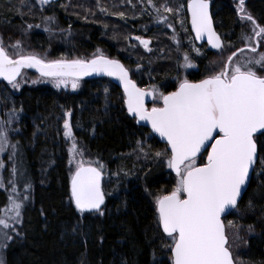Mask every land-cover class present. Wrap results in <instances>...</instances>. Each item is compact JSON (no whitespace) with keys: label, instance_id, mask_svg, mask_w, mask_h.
<instances>
[{"label":"trees","instance_id":"16d2710c","mask_svg":"<svg viewBox=\"0 0 264 264\" xmlns=\"http://www.w3.org/2000/svg\"><path fill=\"white\" fill-rule=\"evenodd\" d=\"M65 1L45 5L54 12L55 18L50 31H45L46 26L37 28L34 24L41 22L46 12L18 15L17 8L22 0H13L11 4H6L9 0H0V29L2 33L9 31L13 34L16 33L14 30L23 28L29 46L39 52L48 50L50 58L85 55L98 48L105 52V56L120 59L126 68L132 61L130 52L118 46L117 38L126 34L130 36V33L148 36L163 53L161 57L147 58L152 67V81L129 71L130 75L142 88L154 83L165 94L175 90L176 83L171 79L178 56L175 46L167 36L144 33L135 26L136 21L144 16L139 8L146 5L144 0L133 8L134 14H130V0H72V13L66 6L56 8ZM178 2L184 5L188 24L187 0ZM210 3L214 26L222 43L245 50L241 36L248 32L247 25L244 27L232 0H212ZM246 7L257 23L264 26V0H250ZM120 13H124L123 18ZM130 21L135 30H130ZM27 24L33 27L25 32ZM115 28L121 34L114 32ZM196 45L204 50L206 58L193 57L198 70L187 74L191 81L205 77L206 63L212 54L204 42ZM166 56L169 59L163 60ZM82 81L83 85L77 92L36 85L25 87L17 94L4 93L8 94L7 102L12 109H22L17 112L18 120L13 122L20 131L15 142L19 141L23 168L32 185L30 199L22 210V224L18 226L21 235H16L4 249V264H120L122 257L135 260L136 264L166 262L167 255L160 247L154 223L153 197L161 190H171L175 174L151 155L145 158L137 150L136 142L142 141L145 151L150 153L164 150L166 145L128 116L123 105V93L109 77L96 76ZM0 85H5V81L0 80ZM0 103L5 111H10L3 98ZM67 109L73 113L70 123L77 141L86 146L90 157L99 159L106 166L102 181L104 190L109 192L118 188L106 198L103 217L85 214L84 236L71 232L79 214L68 201L69 158L62 133L63 112ZM204 157L205 153L200 158L201 163ZM10 166L6 162L5 174L11 171ZM118 170L135 172L142 177L147 173V177L143 181L135 176L125 178L122 171L119 177L113 175ZM256 183L253 178L240 199V211H232L223 218L224 223L234 221L235 224L253 226L254 232L247 238L242 255L247 264H264V196L252 195ZM23 184V180L18 181L19 188ZM250 195L254 207L248 210L246 205ZM7 197V191L0 189V208L6 204ZM154 236L157 238L153 239ZM100 237H103L102 241ZM133 241L138 245L135 252L131 247Z\"/></svg>","mask_w":264,"mask_h":264},{"label":"snow or ice","instance_id":"6c2138e0","mask_svg":"<svg viewBox=\"0 0 264 264\" xmlns=\"http://www.w3.org/2000/svg\"><path fill=\"white\" fill-rule=\"evenodd\" d=\"M39 3L45 5L50 0H39ZM244 3L245 0H239L238 12L242 20L251 23L252 28L251 35L242 34L241 39L247 51L255 55L244 56V49H239L241 58L234 60L237 52H232L218 71L195 82L178 77L175 90L167 94L155 85L149 89L138 87L130 78V70L119 60L103 55L100 49L90 59L61 57L48 60L36 53H25L20 41L10 45L13 49L10 53L0 39V79L12 89H20L18 78H23V69H35L40 78L57 89L70 85L72 90H76L83 77L93 74L113 77L123 89V105L128 116L137 124L144 122L149 125L151 132L166 142L164 150L154 153L145 151L142 141L136 142L137 150L145 158L151 155L175 173V184L171 190H161L153 197L157 236L167 255V261L161 260L158 264H236L227 233L228 228L236 225L234 221H228L226 226L223 216L240 211L239 201L253 178L257 183L252 195L264 196V74H261L264 72V52H258L259 47H264L260 43L264 41V26L245 12ZM148 4L155 7L153 0H148ZM183 8V4L175 9L167 3L161 4L155 9L158 22L168 24V16L164 13L178 16ZM187 12L191 31L195 33L189 43L192 39L207 37L211 48L220 50L223 44L213 27L210 0H187ZM119 15L123 18L124 13ZM43 19L45 23L55 21L53 16ZM179 23L183 27L182 19ZM27 27L31 29L33 25ZM44 30L50 31L48 27ZM135 39L148 48L149 41L140 37ZM191 51L201 55L195 46ZM183 61L181 67H196L187 52ZM38 81L39 78L32 83ZM149 96L154 100L151 108L146 106V97ZM18 111L22 109L13 108L7 113V120H0V154L7 153L8 160L12 161L7 182L11 186L8 203L0 209V248L7 247L14 238L13 233L21 235L15 225L22 224V210L30 199L32 187L23 168L19 141L11 142L9 138L10 132H19L18 128L12 127L18 120ZM72 115L71 109L63 112V136L71 142L68 147V201L79 214L71 232L84 236L85 214L103 217L106 198L118 188L109 192L104 190L102 181L106 166L99 159H85L87 148L73 134ZM92 132L95 133L94 127ZM205 152L207 155L201 163L200 158ZM4 168L5 163L0 160V169ZM121 171L125 178L135 176L143 181L147 177V173L142 177L123 170L113 175L119 177ZM20 180L24 182V192H17ZM5 187L3 179H0V188ZM145 191H148L147 187ZM252 195L246 205L248 210L254 207ZM41 215H44L43 209ZM252 230L253 226L249 225L248 231ZM100 239L102 241L103 237ZM131 247L134 252L138 249L134 241ZM152 255L155 259V251ZM120 264L136 262L122 257Z\"/></svg>","mask_w":264,"mask_h":264},{"label":"rangeland","instance_id":"374dc122","mask_svg":"<svg viewBox=\"0 0 264 264\" xmlns=\"http://www.w3.org/2000/svg\"><path fill=\"white\" fill-rule=\"evenodd\" d=\"M12 1L9 0V3H6V4H11ZM22 1H23V3L20 5L19 8H17V14L18 15H30V14H33L35 12L40 11V12H43V14L45 12L47 13V15L44 17H47V16H53L54 17V14H53L54 12H51L52 10L49 9L48 6L38 5L36 3L37 0H22ZM137 1L139 3L134 1V0H130V14H134L133 8L135 9V6H139V4L141 5L143 0H137ZM210 1H212V0H210ZM248 1H250V0H245L244 9H245V12L247 14H250L252 16V14L249 12V10L246 7V3ZM4 2H5V0H4ZM232 2H233V6L235 7L238 15L241 18V14L238 12L239 0H232ZM72 3H73L72 0H67V1H65V3L60 2L56 6V8L57 7L62 8V7L66 6V7H68V12L72 13V12H74V10L72 8ZM144 3H146V5H143V8L139 6L140 11H142L144 16H143L142 20L136 21L137 23L135 24V26L137 28L141 29L144 33L154 32V33H157V35H159L160 37L167 36L169 38L170 42L175 46L176 52H178V56H177L176 61H175L174 74H173L171 79H172V81H174L176 83V86H177V83H178L177 78L178 77L180 79H183V78L188 79L187 74L190 71L198 70V63L193 59V57H199V56L203 57L204 56V50L197 47L194 39H192L191 43H189L190 38H193V36H192V34L189 30V26L186 22L184 9L179 13L178 16L168 15L167 13H164V15L168 16V24L158 22L157 13H156L155 9L159 8V6L161 4H164V3H167L168 6L174 8V9L178 8L181 5V3L178 2V0H153L155 7L149 6L148 0H144ZM79 5L80 4H78L77 6H79ZM43 18H42L41 22L35 23L34 25H40V26L42 25V26H46V27L50 28L51 24H53L54 22L45 23ZM181 19L184 21L183 27L179 23V20H181ZM132 21H135V20L133 19ZM242 21L244 22V27L247 25L248 32L246 34L251 35V28H252L251 23L249 21H246V20H242ZM169 24L172 25V27H169L168 26ZM27 26H28V24L25 26V28H26L25 32L28 29ZM187 26H188V28H187ZM130 27H131L130 30H135L133 23L131 21H130ZM185 29H187V31H185ZM14 32H16V33L9 34V31H6V33H2V30L0 29V39L3 40L5 47L7 48V50L10 53L13 51V49L10 47V45L15 44L17 41H20V47L23 49V51L25 53H36L37 55H39L45 59H48V60L61 58V57L50 58L48 56V50L39 52V51H36L33 48H31L29 46V44L27 43V39H26V36L24 35L23 28H20L18 30H14ZM114 32L121 34V31H119L116 28L114 29ZM135 37H140L141 39L149 41L148 48L146 49L142 44H140V41L135 39ZM173 37H175V38L173 39ZM115 38H116V36H115ZM117 41H118L117 43H119L118 44L119 47H121L125 51L130 52V59L132 61L130 62V64L127 65L130 72L137 77H139L140 75H143L151 82L152 81L151 80L152 67H151L150 61L147 58L148 57H154L155 55H159L161 57L163 55L162 51L158 50L157 46L154 44L153 39L148 37V36L130 33V36H128L126 34L124 37L123 36L118 37ZM242 42L244 43L243 46L246 48L245 42L244 41H242ZM260 43L264 44V41H261ZM205 45H206V48L209 49L207 43H205ZM193 46L200 49L201 55H196L195 52L191 51ZM129 48H130V50H129ZM97 49L94 52H88V54H85V55L74 54L73 56H70L68 58L67 57H63V58H66V59H76V58L88 59V58H91L93 56V54L97 53ZM239 49H240V47L233 46L230 43H227V44H223V47L220 50L212 51V54L210 55V57L206 63V69H207L206 75L211 74L214 71H218L219 67L224 62H227V58L229 55L232 54V52L237 51V53H238L237 57H235L234 60L241 58V54L238 52ZM134 50H137V51L133 52ZM100 51L103 55H106L105 52H103L101 49H100ZM185 52L189 53L190 58H191L192 62L196 65V67L185 68V67L180 66L184 63L183 55ZM258 52H264V47H259ZM243 55L244 56H253L255 54L248 52L247 48H246L244 50ZM204 58H206V56H204ZM167 59H169L168 56L163 58V60H167ZM213 62H215V63H213ZM137 64L140 65L139 69H137ZM22 72H23V78L22 79L18 78V80H20V84H21V87L19 90L12 89V87L10 85H8L7 82H5V85H0V90H1L0 101L3 98L5 103L8 104V102H7L8 98H9L8 94H10V95L11 94H17L21 89H23L25 87H32V86H36V85H45V86H50L53 89H56L58 91L77 92L81 89V87L83 85V81L80 80V87L76 90H72L70 85L67 88L62 86L61 88L57 89V88L53 87L52 83L46 82L44 80V78H40L39 75L36 73H32V72H30L28 70H24V69L22 70ZM261 74H264V72H262ZM38 78H39V81L37 83L33 84L32 81L38 80ZM152 85H155L161 91L159 86L154 84V83H150L148 86L146 85L143 88L149 89L150 86H152ZM4 93H8V94H4ZM3 94H4V97H3ZM155 103H158V101H155ZM153 104H154V100L151 103L150 107H152ZM8 109H10V110L12 109V107L9 104H8ZM7 113L8 112L5 111L2 104L0 103V120H7L8 119ZM14 125L15 124L13 123L12 127H14ZM14 128H16V127H14ZM62 133H63V122H62ZM19 135H20V131L19 132H10L9 138H10L11 142H15V138L19 137ZM65 141H66V139H65ZM66 143H67V153H68V147L70 146L71 142L66 141ZM4 157H5V159H4ZM68 158H69V154H68ZM2 159H4L5 165H6V162H9L11 164L10 169H12V161L8 160L7 153L0 154V160H2ZM85 159H93V158L90 157L86 153ZM4 169H0V179H3L6 187L0 188V189H5L7 191V195H8L11 186L8 185L7 182L11 176V171L8 172L7 174H5ZM16 187H17V192H24V184L22 185L21 188H19L18 183H17ZM7 203H8V200H7L6 204ZM4 206L1 207L0 209H3ZM227 224H228V222L225 223L226 226H227ZM19 225H15L17 231H18ZM235 225H236V227L227 229L229 244H230V247H231V250L233 253V257L236 261V264H247L245 262V260H243L242 255H243L245 247H246L247 238L249 237L250 234H252L254 232V228L251 232H249L248 226H244L242 224H235ZM237 234L239 236V239H237ZM12 235H13V237L16 236L15 233H13ZM4 249L5 248H0V264H4Z\"/></svg>","mask_w":264,"mask_h":264},{"label":"water","instance_id":"95a60500","mask_svg":"<svg viewBox=\"0 0 264 264\" xmlns=\"http://www.w3.org/2000/svg\"><path fill=\"white\" fill-rule=\"evenodd\" d=\"M57 1H59V0H50V3H53V2H57ZM37 2H38V4H40L39 3V0H37ZM49 4V3H48ZM41 5V4H40ZM46 5V4H45ZM42 6V5H41ZM186 12H187V5H186ZM210 14H211V3H210ZM187 15H188V26H189V30H190V32H191V34H192V36H193V38H194V36H195V33H193L192 31H191V23H190V15L188 14V12H187ZM211 16H212V14H211ZM213 19V18H212ZM213 27H214V29H215V31L217 32V30H216V28H215V26H214V22H213ZM218 33V32H217ZM218 35H219V33H218ZM194 41L196 42V43H198V44H201V43H207V45H208V48H209V50H211V51H215V50H217V49H213V48H211V46L208 44V42H207V37H204L203 39H201V40H195L194 39ZM237 52V51H236ZM108 58H110V59H117V60H119L123 65H124V63L120 60V59H118V58H113V57H110V56H107ZM92 58V57H91ZM88 59H90V58H88ZM125 66V65H124ZM126 67V66H125ZM24 70H28V71H31V72H33V73H36V74H38L39 75V73L35 70V69H24ZM129 75H130V72H129ZM96 76H103V75H95V74H93V75H90V76H86V77H83L81 80H83V79H87V78H91V77H96ZM106 77H108V76H106ZM120 89H121V91H122V93H123V89H122V87L120 86V84H119V81L118 80H116L115 78H113V77H109ZM130 78L131 79H133L132 77H131V75H130ZM0 80H2V79H0ZM134 80V79H133ZM3 81V80H2ZM135 81V80H134ZM6 82V81H5ZM136 82V81H135ZM195 82V81H194ZM137 84V83H136ZM137 86H138V84H137ZM138 87H140V86H138ZM140 88H142V87H140ZM153 102V98L151 97V96H149V97H146V106L148 107V108H151L150 107V105H151V103ZM136 122V121H135ZM138 125H140V126H143V127H146L150 132H151V128H150V126L149 125H146L144 122H141V123H139ZM152 133V132H151ZM161 143H163V144H165L166 145V142L165 141H163V140H161L160 139V137L158 136V135H156L155 133H152ZM206 153V152H205ZM205 155H207V153L205 154ZM206 157V156H205ZM173 173V172H172ZM173 174H175V173H173ZM250 184V183H249ZM249 186V185H248ZM228 215V214H227ZM227 215H224L223 216V218L225 217V216H227ZM224 222V221H223Z\"/></svg>","mask_w":264,"mask_h":264},{"label":"flooded vegetation","instance_id":"af4514ba","mask_svg":"<svg viewBox=\"0 0 264 264\" xmlns=\"http://www.w3.org/2000/svg\"><path fill=\"white\" fill-rule=\"evenodd\" d=\"M206 154V153H205ZM206 156V155H205Z\"/></svg>","mask_w":264,"mask_h":264}]
</instances>
